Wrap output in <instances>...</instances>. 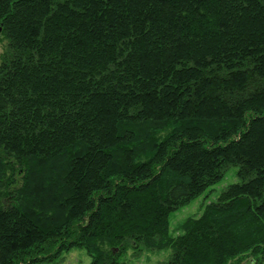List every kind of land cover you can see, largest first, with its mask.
<instances>
[{"label": "trees", "instance_id": "1", "mask_svg": "<svg viewBox=\"0 0 264 264\" xmlns=\"http://www.w3.org/2000/svg\"><path fill=\"white\" fill-rule=\"evenodd\" d=\"M0 39V264H264V0H0Z\"/></svg>", "mask_w": 264, "mask_h": 264}, {"label": "rangeland", "instance_id": "2", "mask_svg": "<svg viewBox=\"0 0 264 264\" xmlns=\"http://www.w3.org/2000/svg\"><path fill=\"white\" fill-rule=\"evenodd\" d=\"M4 40L0 39V62L1 54L5 48ZM236 169L232 168L227 173L225 179L209 189L202 197L191 202L187 206H183L176 210L170 219V234L177 237L182 233V227L187 219L191 217H199L203 212V204L208 192L213 191V195L208 200L215 199L220 192L229 184L237 182L235 176ZM171 256V250L154 251V250H134L127 249L123 255L122 260L128 264H167ZM91 258L88 256L85 250L74 249L68 253H64L56 262L51 264H91Z\"/></svg>", "mask_w": 264, "mask_h": 264}]
</instances>
